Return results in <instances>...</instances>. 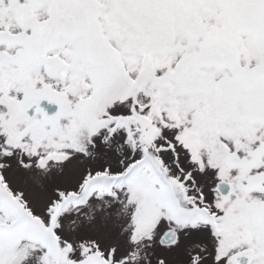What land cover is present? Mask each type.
<instances>
[{"label": "snow or ice", "instance_id": "snow-or-ice-1", "mask_svg": "<svg viewBox=\"0 0 264 264\" xmlns=\"http://www.w3.org/2000/svg\"><path fill=\"white\" fill-rule=\"evenodd\" d=\"M0 264H264V0H0Z\"/></svg>", "mask_w": 264, "mask_h": 264}]
</instances>
